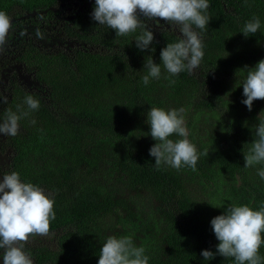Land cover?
I'll use <instances>...</instances> for the list:
<instances>
[{"label":"trees","instance_id":"trees-1","mask_svg":"<svg viewBox=\"0 0 264 264\" xmlns=\"http://www.w3.org/2000/svg\"><path fill=\"white\" fill-rule=\"evenodd\" d=\"M50 1L0 0V11ZM89 3L94 8L95 0ZM207 14L200 68L171 77L174 85L165 79L160 51L179 33L165 26L155 31L143 17L153 31L154 51L136 47L140 29L120 37L95 22V30L82 35L91 50L77 49L73 59L58 54L41 60L36 78L48 92L31 93L40 108L19 121L20 133L6 143L12 148L7 171L55 200L51 231L57 245L33 248L37 263L97 264L107 237L129 235L146 249L149 264H235L218 254L207 261L200 253H216L210 221L225 207L258 210L264 202V180L257 175L264 165L245 168L243 160L256 139L264 100H255L251 111L242 103L243 68L264 59V0H209ZM254 16L261 27L245 37L241 30ZM149 55L161 64V77L145 86ZM23 94L13 96L2 119L23 104ZM151 107L186 110L188 139L207 153L195 172L154 167L149 149L155 141L146 123ZM259 255L264 257V245Z\"/></svg>","mask_w":264,"mask_h":264},{"label":"clouds","instance_id":"clouds-1","mask_svg":"<svg viewBox=\"0 0 264 264\" xmlns=\"http://www.w3.org/2000/svg\"><path fill=\"white\" fill-rule=\"evenodd\" d=\"M94 1V0H91ZM89 1V2H91ZM209 0H95L91 19L98 25H106L115 31L116 36L124 37L135 33V44L141 51L151 50L154 41L151 28L143 22L163 21L175 33V42L168 43L160 51V61L168 73L165 79L170 85L176 81L171 77L187 71L192 74L200 68L204 56L202 33L207 29L210 16L207 14ZM164 24V25H165ZM261 27L259 17L245 22L241 33L248 37L255 35ZM12 30L11 17L0 11V46L7 42ZM39 36L40 34L37 33ZM144 68L147 74L142 82L147 86L150 78L160 79L161 64L154 63L149 55ZM246 69V78L242 83V103L249 111L255 100H264V59L254 67ZM26 105V110L24 106ZM17 110L9 109L0 121V134L16 136L20 133L19 121L40 108V100L32 94L24 97ZM185 109L151 107L147 111L146 123L150 126V136L155 143L149 149V155L155 158L154 167L168 166L177 171L190 168L195 172L201 155L189 139L185 121ZM264 110L257 116L258 124L251 147L243 155L244 167L264 165ZM35 124V120L30 121ZM179 137L176 140L171 136ZM257 175L264 180V167L257 169ZM0 182V257L3 264H33L31 253L25 250L30 238L50 237L51 222L55 220V200L45 193L42 187L31 182H22L16 171L5 172ZM215 238L216 253L202 250L204 260H212L215 255L234 258L235 264H264L259 250L264 245V202L258 210L249 205L229 204L224 212L210 221ZM143 246H136L131 236H109L99 250L97 264H149Z\"/></svg>","mask_w":264,"mask_h":264},{"label":"flooded vegetation","instance_id":"flooded-vegetation-1","mask_svg":"<svg viewBox=\"0 0 264 264\" xmlns=\"http://www.w3.org/2000/svg\"><path fill=\"white\" fill-rule=\"evenodd\" d=\"M92 11L90 3L81 0H51L40 8L25 10L12 6L6 11L12 20V30L8 33L7 42L0 46V116L3 110L11 106L17 92L23 95L47 94V88L36 78L41 60L47 61L58 54L73 59L77 49H92L91 44L82 36L96 28L95 21L91 19ZM151 22L153 27L164 25ZM6 143L7 137L0 134V182L3 180L2 175L8 172L10 163L12 148ZM51 233L55 234L57 240L56 232ZM33 242L34 239L27 243L25 250L31 253L33 264H39L33 255L34 251H31L37 246ZM0 264H3L2 257Z\"/></svg>","mask_w":264,"mask_h":264},{"label":"rangeland","instance_id":"rangeland-1","mask_svg":"<svg viewBox=\"0 0 264 264\" xmlns=\"http://www.w3.org/2000/svg\"><path fill=\"white\" fill-rule=\"evenodd\" d=\"M87 3H89V2H87ZM154 23H158V24H163V23H161V22H157V21H155ZM163 26H165V28H169V27H166V26H168L167 24H165V25H163ZM161 28H164V27H161ZM153 29L156 31V29H158L157 27H153ZM95 50H101V51H104V50H102V49H97L96 47H95ZM4 136V135H3ZM5 137V136H4ZM2 163V162H1ZM34 239V242H33V244H37V245H43V246H45V247H47L48 246V248L49 247H53L54 245L56 246L57 245V240H55V234L54 233H51V235H50V237H41V236H37V237H35V238H33ZM31 238H30V240H29V242L28 243H31ZM36 240L38 241V242H36Z\"/></svg>","mask_w":264,"mask_h":264}]
</instances>
